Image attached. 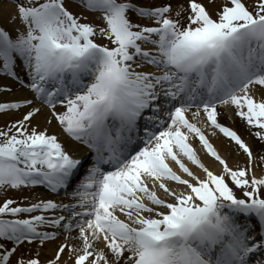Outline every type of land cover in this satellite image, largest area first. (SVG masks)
Segmentation results:
<instances>
[{
  "label": "snow or ice",
  "instance_id": "6c2138e0",
  "mask_svg": "<svg viewBox=\"0 0 264 264\" xmlns=\"http://www.w3.org/2000/svg\"><path fill=\"white\" fill-rule=\"evenodd\" d=\"M75 2L103 26L83 22L88 17L70 11L67 0H9L8 22L19 26H0V74L18 80L15 68L26 71L35 98L91 157L75 158L57 135L32 127L40 108L0 128V191L44 186L58 193L90 165L72 193L77 204L0 203V264L13 257L14 264H43L39 252L16 254L26 242L57 238L44 227L67 234L46 264H60L66 249L63 264H264V176L252 172L249 145L217 119L218 104L232 108L264 142V0L251 10L246 0H222L215 18L198 0L178 5L175 18L171 5ZM130 13L155 26L133 22ZM30 104L0 103V113ZM201 112L206 127L247 155L246 166L229 167L193 122ZM190 139L222 166L219 174ZM57 210L69 216L20 218Z\"/></svg>",
  "mask_w": 264,
  "mask_h": 264
},
{
  "label": "bare ground",
  "instance_id": "6f19581e",
  "mask_svg": "<svg viewBox=\"0 0 264 264\" xmlns=\"http://www.w3.org/2000/svg\"><path fill=\"white\" fill-rule=\"evenodd\" d=\"M175 1L181 2L182 0H175ZM14 8L15 5L9 3V0H0V26L5 27L9 31H12L15 27L19 26L18 24L14 25L8 22L9 14L14 10ZM13 35H15L14 32ZM15 71L17 73V76L19 77L18 80L13 79L12 77H9L7 75L0 74V89H5L4 91H0V103H13V102H23V101L31 100L32 104L25 105L20 109L9 110L3 112L2 114H6L8 118H16V120H20L28 111L32 110L33 108H40L41 111L32 118L31 126L36 127L38 130H47L48 134L50 135L51 134L57 135L59 141L64 145L65 149L68 150L70 154H72L75 158L84 159L85 157H87L88 150L84 146L79 145L77 142L72 141L70 138L64 135L61 131L59 124L54 119H52L51 110L47 108L46 105L37 102V99L35 98V94L30 90L29 87L26 86L29 84L27 83L29 79L26 74V71L22 70L20 67H16ZM20 81H23V84ZM7 89H10V91ZM56 111L63 112L64 108L60 106L59 108L56 109ZM217 111L219 113L217 117L218 122L236 131L237 134L240 135L243 140H246L247 141L246 143L251 148L253 155L255 152L261 151V148H259L260 147L259 142L256 141V137L250 134V130L246 127V123L242 121L239 117L235 116L234 109L229 108L227 106H220L217 107ZM187 115L190 120L193 119L191 112H189ZM205 119L206 118L203 112H201L199 121H193V122H197L198 126L202 128V130L208 136L209 141L213 144V146L216 148V150L221 155V157L226 160L229 167L235 169L237 166L244 167V164L247 165L248 161H245L244 164L239 161L240 157L247 155L244 154L242 150H239L238 146H236L234 142L224 137L223 134L220 133L218 130H213L210 127H206L204 124ZM49 120H51V123H48ZM213 131H215L216 133L215 135H212ZM251 131H255V129H252ZM190 143H192L193 147L196 149L197 154L200 156L201 162L204 163V165L208 167L209 170L213 171L216 174H219L222 171V166L219 165V163L215 161L214 158L208 156L206 151L200 145L198 139H190ZM186 163H188L189 167L192 168V170L196 172L198 175H200L201 178H204V173L200 169L196 168V166L194 165H191L190 162L186 161ZM173 167L175 168V165H173ZM252 168H255V165H253ZM71 192H75V191H71ZM239 193L241 192L237 190L236 192L237 196H241L239 195ZM37 194L38 195L35 198L32 197L29 198L31 202L30 204L37 203L39 200H48V199L54 200L55 202L64 205L78 203L76 199H70L72 195H66L65 199H63L60 196V192L52 193L44 186L40 188V193ZM161 195L163 194L161 193ZM65 212L68 211L57 210L55 212H48V213H32V215L44 214L49 218H52L59 215H65L64 214ZM40 230L57 233V238L55 240L46 241L42 246V251L52 259L58 247L62 243L66 242L65 237L62 238V235L66 233H64L62 228L44 227L41 228ZM76 235L77 232L74 230L71 233V236H76ZM67 243H69L70 245L79 244L78 241H74V240H68ZM99 246L103 247L102 244H100ZM65 260H68L67 249L61 255L60 264H63V261ZM68 264H72V261L69 260Z\"/></svg>",
  "mask_w": 264,
  "mask_h": 264
},
{
  "label": "rangeland",
  "instance_id": "374dc122",
  "mask_svg": "<svg viewBox=\"0 0 264 264\" xmlns=\"http://www.w3.org/2000/svg\"><path fill=\"white\" fill-rule=\"evenodd\" d=\"M132 2L134 4L140 5V6H145V7H157V6H164V5H171L172 7V12L170 13V15L175 18V13L178 10V5H184L185 8L188 7V3L189 0H182L181 2L179 1H175V0H132ZM199 3H202L206 9L213 15V18L216 17V12L219 10L220 5L222 3V0H215L214 3H209V0H198ZM254 3V0H246V4L249 6L250 10L252 8V5ZM68 9L70 11H72L73 13L76 14H83L86 15L88 17L87 21H83V22H89V23H93L95 25H99V26H103L102 25V21L98 18L99 14H95V13H91V12H85L82 8H80L77 3L75 2V0H67V5ZM133 13H130V18L133 20V22L136 23H140L142 26H155L152 20H148V19H141L139 17H135L133 18ZM96 42L99 44H107L108 41H106L103 38H97ZM58 106V105H57ZM194 110H191V112ZM232 112V111H230ZM16 118H8V116L6 114H2L0 113V128H7L8 125L16 122ZM245 143L247 142L246 140H244ZM256 141L259 142V145L261 148V151L259 152H255L254 153V157H255V163L253 165H255V168H252V172L254 175H256L257 177H261L264 176V166L262 165V162L260 161V157L264 156V142L258 140L256 138ZM240 162H242L244 164L245 161H248V157L247 156H243L240 157ZM248 164V163H247ZM244 166H246L244 164ZM254 169V170H253ZM187 178V177H185ZM40 193V189H37L36 187H30V188H21V189H8L5 191H0V203H3V201L5 199H13L15 201H17V205L19 206H29L30 205V197L35 198L38 194ZM239 195H241V193H239ZM262 195H264V191H262ZM31 198V199H32ZM14 205V206H17ZM29 215L32 214H21L20 218H27ZM124 218V217H122ZM67 234L62 235V238H64ZM8 247H11V244L9 242H4ZM37 252L40 253V259L43 262V264H46V262L48 260H50L51 258L49 256H47L43 251H42V246L39 244V242L34 241L32 244H28L27 242L22 245L18 252H17V256L20 255L21 253H26V254H31V255H35ZM15 262V257H13V264Z\"/></svg>",
  "mask_w": 264,
  "mask_h": 264
}]
</instances>
